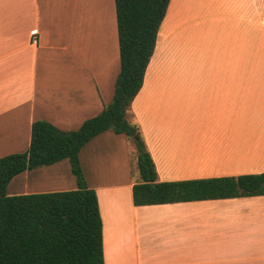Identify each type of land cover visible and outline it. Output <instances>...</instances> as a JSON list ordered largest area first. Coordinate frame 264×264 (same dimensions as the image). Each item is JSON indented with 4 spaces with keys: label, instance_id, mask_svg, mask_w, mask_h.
Masks as SVG:
<instances>
[{
    "label": "crops",
    "instance_id": "crops-1",
    "mask_svg": "<svg viewBox=\"0 0 264 264\" xmlns=\"http://www.w3.org/2000/svg\"><path fill=\"white\" fill-rule=\"evenodd\" d=\"M58 2L0 0V157L28 149L33 121L76 130L112 99L114 0H98L99 24L91 15L79 33L56 16ZM161 25L126 112L158 180L263 172L264 0H169ZM79 160L97 195L104 264H264V195L135 206V146L111 130ZM71 175L67 159L25 170L7 194L70 190Z\"/></svg>",
    "mask_w": 264,
    "mask_h": 264
},
{
    "label": "trees",
    "instance_id": "trees-1",
    "mask_svg": "<svg viewBox=\"0 0 264 264\" xmlns=\"http://www.w3.org/2000/svg\"><path fill=\"white\" fill-rule=\"evenodd\" d=\"M114 4L120 70L109 104L76 130L63 131L35 120L28 149L0 157V264H104L97 195L84 178L79 152L108 130L134 143L140 175L132 186L135 206L264 195V171L158 180L139 127L126 119V112L143 85L169 0H114ZM63 159L70 164L76 188L7 194L17 174Z\"/></svg>",
    "mask_w": 264,
    "mask_h": 264
},
{
    "label": "rangeland",
    "instance_id": "rangeland-1",
    "mask_svg": "<svg viewBox=\"0 0 264 264\" xmlns=\"http://www.w3.org/2000/svg\"><path fill=\"white\" fill-rule=\"evenodd\" d=\"M97 2L98 0H59L55 13H56V16H58L59 13L61 14V17H62L61 21L65 25V27L67 26L69 22L71 27L74 26L75 29L78 30V33L81 32L80 31L81 25H83L85 31H89L91 15L94 16V20L97 19L96 21L97 24H99L100 18L103 17L104 15L103 14L104 12L101 11L99 16H95L96 11H97L96 9L99 6V5L97 6ZM188 17L190 16H179V18H188ZM161 26H162L161 27V32H162L161 39L162 38L164 39V37L166 39V34L171 29V26H172V24L170 23V16H167V19L163 21V25ZM88 35L89 33L86 32V35H83V36L89 37ZM177 57L178 59H180L179 57H182V56H177ZM132 171H133L132 177L134 179L139 180L140 175H139L137 165H135V169ZM71 177L73 178V181H74L73 187L76 188L75 177L73 175H71Z\"/></svg>",
    "mask_w": 264,
    "mask_h": 264
},
{
    "label": "built area",
    "instance_id": "built-area-1",
    "mask_svg": "<svg viewBox=\"0 0 264 264\" xmlns=\"http://www.w3.org/2000/svg\"><path fill=\"white\" fill-rule=\"evenodd\" d=\"M31 43L34 44V45H36V43H37V37L36 36H34L32 38Z\"/></svg>",
    "mask_w": 264,
    "mask_h": 264
},
{
    "label": "water",
    "instance_id": "water-1",
    "mask_svg": "<svg viewBox=\"0 0 264 264\" xmlns=\"http://www.w3.org/2000/svg\"><path fill=\"white\" fill-rule=\"evenodd\" d=\"M138 136H136V138H137Z\"/></svg>",
    "mask_w": 264,
    "mask_h": 264
}]
</instances>
